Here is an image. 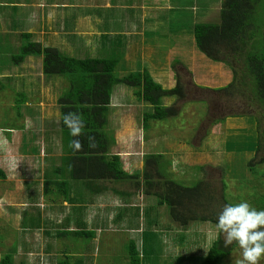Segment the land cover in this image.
Instances as JSON below:
<instances>
[{"label":"rangeland","instance_id":"1","mask_svg":"<svg viewBox=\"0 0 264 264\" xmlns=\"http://www.w3.org/2000/svg\"><path fill=\"white\" fill-rule=\"evenodd\" d=\"M24 1L18 0L20 3ZM27 1L23 7L20 5V8H14V11L5 6H0V21L1 19L4 21V15L7 17L8 25L5 32L10 34L8 35L10 38L16 36L15 33L22 32L24 30L22 27L26 25L30 27L29 32H34V34H31L32 40L42 42L44 45L65 41V35L70 34L69 41L72 43V46L70 45L72 50L69 52L64 50L65 55L77 58L118 57L119 63L115 69V74L118 76L122 72L124 74L135 73L150 66L151 62L159 63L169 57L170 66L175 70V76L182 77L180 82L185 86V97L176 100L170 99V104L167 103V105H173L177 113L179 112L178 115H171L172 117L163 121H150L151 125L148 131L151 130L150 132L154 135L161 134L162 137L168 135L169 138H182L185 141L184 148L180 145V149H178L179 145L165 144V141L161 144L160 151L165 154V160L171 161V165L168 167L169 173L172 174L171 177L183 185H192L203 178L208 181L212 190L215 191L213 195L217 198L220 197L221 190L224 188L226 198L234 204L247 201L254 207V203L258 199L261 200V203L264 201V175H260L264 171V161H262L264 154L256 152L253 147L257 136L255 119L246 115L244 117L233 116V120L243 122L244 127L230 128L229 121L231 120H226L227 117L229 118V112L231 110L238 111L244 107H239L241 105L240 101L228 100L226 95L222 96L218 91H215L217 87L221 88L226 82L230 81V75L228 77H224L223 74L220 75V69H217L218 65L215 64L216 61L210 60L208 56L198 50L194 42H191L194 49L193 55L186 56L183 52V49L188 47L189 40H191L194 23L217 20V11L215 15L214 12H211L210 18L205 17V15L201 16L203 12L192 17L191 13L184 7L189 3L185 4V0H171L169 3H174H172L173 6L172 4L170 6L172 10H169L170 8L163 9L164 17L157 14L158 11H155V9L149 13L148 17H141L140 20L135 14L133 18L135 24L131 25V20H128L127 17L125 22L122 23V27L115 26L120 22H116L113 27V24L106 26L112 37L106 33V39L100 37L97 41H94L93 37L96 36L97 31H103L104 28V23L101 22L102 18L100 17L101 11H99L101 8L108 7L107 11L114 10L116 7L118 9L124 7L134 8L133 5L139 7L142 0ZM200 1L201 3L197 6L194 2V8L198 7L199 10L202 7L206 9L212 6L217 7L218 5L213 4L222 2V0ZM205 2L206 5L202 6ZM121 3L122 5H120ZM54 4H56V7H53ZM163 4L165 6L169 5L167 1ZM5 8L10 12L6 11L4 13ZM55 8L59 17L58 24L60 26L64 25L67 32L58 34L59 38L54 36L55 33H49L50 25L55 24L53 23L54 20H51L54 17L51 16L50 18L49 11ZM112 15L116 18L114 14ZM138 26L140 30L138 33L134 32V37L130 42L134 45L135 50L130 46L127 49L123 44L125 42L124 38L123 42L118 39L120 35L116 39V33L126 34V31L131 30L132 32L135 29L134 27ZM90 31L92 34H90ZM143 38L146 41L150 40L146 47H143L140 42ZM17 40L20 39L17 38L11 42V47L6 51L8 53H6L5 60L11 61L10 57L18 53ZM47 40L52 42L45 44ZM0 59H3V57ZM205 59L210 64L206 65V69L203 64ZM33 61L36 64L39 60ZM176 63H181L183 66L195 64L197 72L193 76L187 69H181L182 67ZM14 64L13 68L28 67L30 65L29 56L25 57L22 62L18 64L14 62ZM223 64L225 65L223 67L228 66L226 63ZM42 77H44L41 79L42 91L37 93L39 89H36L34 94L30 97L27 96L29 100L27 103L28 112L23 110L25 107H23L24 105L21 103L18 94L14 93V86L13 91L8 90L15 79L7 81L4 87L5 90L0 91V127L3 129L10 128L9 131L1 132V134L9 133L10 136L4 134L0 136V167L6 174L4 181L0 180V256L15 248V262L23 260L26 264H53L56 257L63 256V250L67 249V253L82 257L85 264H100L102 259L106 261L104 264H123L124 251L127 249L124 244L125 238L127 235L130 236L132 232H129V234L117 230L113 231L114 233L101 232L100 235H97V225H93V223H97V212L91 213L90 225L85 226L86 230L93 231L90 243L77 246V243L80 244V237L78 239H75L74 236L60 239L54 237L52 222H54L57 229L69 227L63 226L66 224L63 215L54 218L52 215L53 210L48 207H62V203H53L49 199L51 194L48 196L43 195L44 172L45 168L50 165L49 157L51 154L48 147H51V145H39L35 139L27 137L21 141L25 133H28L29 136L42 129L45 138L50 136V128L55 129L52 123L60 115L57 98L68 88V80L58 75H44ZM38 81L40 80H35V83ZM13 98L14 101L19 99V105L11 106ZM111 99L110 103L128 105L132 110H135L137 100L132 94V89L127 86L115 85ZM137 105H139L138 112L145 109V105L141 106L140 103ZM19 110H21V115ZM126 113H123L122 119H119L121 115L119 110L111 113L112 121L109 125L112 128L118 127L119 120L121 122L124 120V122L135 126L136 116H133L134 114L132 116L126 115ZM222 119L223 121H221ZM199 123H201V128ZM194 125H196L195 128H193ZM3 129H0V131ZM192 129L193 134L191 133ZM105 132L107 133L106 126ZM139 135L144 137L141 131H139ZM55 138V135L51 136L48 142L54 145L56 143ZM57 140L59 143V139ZM164 144L166 148L162 147ZM142 145L139 138L136 145L130 144L132 148L135 146V151L138 153L150 151ZM158 145L159 139H157L155 146L158 147ZM19 147L24 148L23 151H28L27 156L29 158L20 156L17 153ZM38 148H40V151H37ZM142 148L143 150H140ZM250 160L252 161V170L247 166ZM127 168L128 170L131 169L130 164ZM42 172L44 176H42ZM18 175L19 177L24 175L25 184ZM49 186L51 187V185ZM260 193H263V196ZM255 195H257L256 198ZM110 201L114 204L113 199ZM121 203L117 198L115 204L120 205ZM99 209H101V217L109 215L110 209ZM30 219L34 220L33 225ZM170 226L174 229V233L177 234L179 229L184 233L183 229L176 227L174 224ZM186 227L185 235L179 241L177 238L173 242L168 241L169 238H166V232L161 234L163 245L161 244V238H157L155 247L157 252L160 251L161 254L157 255L159 258L154 261V264H200L209 247L218 238L219 232L216 226L210 222H192ZM126 229L128 228L126 227ZM148 233H146L149 236L148 240L143 239L142 244L148 245L149 249H154L152 247L154 244H151L154 240H149V238H155L152 229ZM222 236L225 239L223 233ZM97 243L98 245L101 243L98 252ZM96 254H98L97 263L94 261V258H97ZM240 259H242V249L237 243L232 252L225 256L222 264H237ZM259 264H264V259H261Z\"/></svg>","mask_w":264,"mask_h":264},{"label":"trees","instance_id":"2","mask_svg":"<svg viewBox=\"0 0 264 264\" xmlns=\"http://www.w3.org/2000/svg\"><path fill=\"white\" fill-rule=\"evenodd\" d=\"M192 32L198 50L210 60L226 63L231 69L232 80L215 91L222 96L226 95L228 100L240 101L239 107H244L238 111L231 110L228 116L246 115L255 119L257 136L253 147L256 152L264 154V0H222L217 20L194 23ZM19 39L21 43L18 53L11 56L13 62L18 64L28 56L41 57L44 75L63 76L68 80V88L58 96L57 103L60 112L59 129L63 140L68 144L69 155L63 157V165L60 168L61 181L53 183V187L46 181L43 188L44 196L51 194V199L55 203L60 197L71 203L73 198L66 188L69 180L79 181L84 188L92 191L94 181L99 179L134 183L133 179L142 177L145 193L150 188H158L159 191L155 192L157 203L167 206L168 214L180 227L187 228L191 222H210L216 226L222 208L226 204H234L226 198L224 188L217 198L213 195L215 191L203 178L192 185L176 182L170 177L166 167H162L158 162L161 154L145 155L143 169L129 173L122 168L120 157L109 153L110 143L114 142V138L105 132V126L108 123L109 104L114 86L122 84L131 88L136 100L151 106V110L143 112L141 117L142 128L145 131L150 128V121L166 120L178 115L179 112L177 113L173 105L164 107L163 99L185 97V86L180 82L179 76H175L174 87L164 88L152 78L146 68L135 73L116 75L118 57L68 56L55 46L33 41L31 33L28 32H21ZM69 113L81 114L84 120V130L79 137L71 136L63 123L64 115ZM73 139L80 140L79 149L70 147ZM251 162L250 160L247 163L250 170L253 169ZM149 167L154 169V173H150ZM156 175L161 180L153 181ZM260 175H264V171ZM4 178L5 172L0 167V179ZM257 179L260 180L259 177ZM223 186L225 187L224 183ZM260 195L263 196V193ZM254 208L263 210L264 201L261 203L258 199L254 203ZM69 211L71 212L66 218L69 221L66 220V223L70 225L69 222L73 219L74 229H69V226L57 229L53 224L54 237L59 239L69 236H74L75 239L80 237V244L89 243L93 231L86 230V225L80 219H74L75 208L69 207ZM60 212L58 210L59 215ZM30 222L34 224L33 219H30ZM217 231L218 238L209 247L200 264H222L225 256L236 247L235 241L225 247V239L219 229ZM47 233L49 234V231ZM14 250L15 248L2 254L0 264H26L23 260L15 262ZM126 251L127 264H141L134 244L128 246ZM53 264L85 263L82 257L69 254L67 249H64L63 256L56 257Z\"/></svg>","mask_w":264,"mask_h":264},{"label":"crops","instance_id":"3","mask_svg":"<svg viewBox=\"0 0 264 264\" xmlns=\"http://www.w3.org/2000/svg\"><path fill=\"white\" fill-rule=\"evenodd\" d=\"M165 1H167L169 5L165 6L163 4ZM165 1L142 0V2H140V4H139V7L138 6L135 7L134 5H133L134 8L124 7V8L118 9L116 7L114 10L111 9L110 11H107L108 7L107 8H101L99 11H101L100 17L102 18L101 22L104 23V28H103V31H97L96 36L93 37L94 41L95 40L97 41L100 37L106 39L105 34L106 33L109 34V32L107 30L108 28L106 26L113 24L112 25V27H113L116 22L117 23L120 22V23L116 24L115 26L122 27V23L125 22V20H126L125 18H127V17H128V20H131L130 24L133 25V23H134L133 18L135 16V14H137L138 20H140L141 17L142 18L148 17L149 13L151 11H153V9H155V11H158V12H156L157 14L164 17L163 9H169L171 4L173 3V2L171 4L169 3V1H171V0H165ZM0 2H1L0 6H5L9 10L14 11V8H20V5H22V7H23L24 3L26 1H24L23 3H20V2H18V0L17 1L0 0ZM185 2H186L185 4L189 3L188 5H184V7L186 8V10L188 12L191 13L192 17L194 15L197 16L201 12H203L201 14V16L205 15V17L210 18V16H211L210 13L214 12L213 14L215 15V12L217 11V14H218L220 6H221V3H219V4L215 3L213 5H218L217 7L212 6L210 8L207 7V9L202 7V8H199V10H198V7L194 8V2H195V5L197 6L199 3H201L200 0H185ZM173 4H172V6H173ZM55 5L56 4H54L53 7H56ZM120 5H122V3ZM161 5H163V7H161ZM204 5H206V2L202 6H204ZM6 8L4 10V13H6V11L9 13L10 11ZM110 8H111V6H110ZM180 8H182V7H180ZM203 9H206V10H203ZM169 10H172V8H170ZM0 11H1V9H0ZM49 12H50L49 13L50 18H51V16L54 17V18H51V20H54L53 23H55V24L50 25L49 33L50 34L55 33L56 35H54V36H57L60 33H65L66 30L64 29V25L60 26L58 24L59 17H58V13H57L56 8L51 9ZM112 14H114L116 16V18ZM138 20H135V21L137 22ZM204 21H206V20H204ZM7 25H8L7 24V17L4 15V21L2 19L0 21V45L2 48L0 50V55H1L0 58L3 57V59H0L2 62V64L0 65V91L5 90L4 87H5V83H7V81L9 82V81L15 79V81L11 84V86L8 90L13 91V86H14V93L16 92L18 94V97L20 98L21 103L24 105L23 107H25L23 110H26V112H28L29 109L27 107L28 106L27 103L29 102V100L27 99V96L30 97L32 94H34V91L36 89H39V91L37 93H40L43 89V87L41 85V83H42L41 79L44 78V77H42L44 75L42 73L41 57L37 58V57L29 56L30 65L28 67L23 66L21 68H13V65H15V64H14L12 58L10 57L11 61L5 60V56L7 55L6 53H8L6 51L9 50V47H11V42L14 41L15 39L19 38L21 31H19V34L15 33L16 36L14 35L10 38V36H8L10 34L8 32H5ZM99 26H100V24H99ZM29 28L30 27H27V25L23 26L22 29H24V30H22V32H28V33L34 34V32H29V30H30ZM134 28H135L134 31H132V32H131V30L126 31V34H122V35L119 33L115 34L116 39H117V36L120 35L118 37V39H120L122 42H123V38H124L125 42H123V44L127 49H128V46H130L131 48H133V50H135L134 45H132V43H130V42H131L132 38L134 37V32L138 33L140 28H139V26L134 27ZM127 29H128V27H127ZM42 32H44V31H42ZM90 34H92L91 31H90ZM109 35H110V37H112L111 34H109ZM124 35H125V37H124ZM69 36H70V34H66L65 38H64L65 41H61L58 43H52L51 46L57 47L62 53L64 50L67 52L71 51L72 50V48H71L72 43L69 41ZM40 37H42V36H40ZM81 39H82V37H81ZM17 41H18L17 45H20L21 41L20 40H17ZM49 42H52V41L47 40L45 42V44H48ZM140 42H141L143 47H146V45L148 43H150V40L146 41L145 38H143L142 40H140ZM191 42L195 43L193 33L191 36V40H189L188 47L183 49V52L185 53L186 56H191L194 53V49L191 45ZM137 45H138V43H137ZM15 47H17V46H15ZM200 59L202 60V57ZM33 60H39V61H38V63L36 62V64H35L34 63L35 61H33ZM180 62H182V61H180ZM176 64L180 65L182 67L181 69H183V68L187 69V71H189V73H191L192 75L193 74L195 75V73L197 72L195 64L194 65L188 64L187 66H183L181 63H176ZM203 64H204V68L206 69V65L209 64L208 60H206V59L203 60ZM215 64L218 65L217 69L218 68L220 69L219 74L220 75L223 74L224 77H228L230 75V81H231L232 80L231 69L228 66H226V67L229 70L226 67H223L224 64L222 62H216ZM149 65L150 66H147L145 68L148 70V72L150 73V75L152 76V78L156 82L161 84L164 88H172L175 86V84H176L175 70L173 68H171V66H170V58L169 57H167L165 60H163L159 63L158 62L157 63L151 62ZM209 65H208V68H209ZM123 74L124 73L122 72L120 75H123ZM179 77H180V79L182 78L181 76H179ZM35 80H40V81L35 83ZM32 81H34V82H32ZM226 83H225V85L228 84V83L227 84ZM217 88H219V87H217ZM166 99H163V104L165 106H169V105H167V103L170 102L169 101L170 99L176 100L173 97L166 98ZM111 100L112 99H110V101ZM136 102L137 103L134 107L135 110H132L130 108V106H128V105H123V104H121V105L117 104L116 105L115 103L109 104L108 123L106 125V130H107V134L114 138V142L110 143L109 153L118 155L120 157V160H121L122 168L126 172H129V173H133L134 171H138V170L141 171L143 169L144 156L145 155H147V154H161L162 157L158 159V162L160 163V165L162 167H166V169L168 171V167L171 165V161H169V160L166 161L165 160V154L160 151L162 142L165 141L166 142L165 144L168 143V144H172V145L173 144L179 145L178 149H180L181 148L180 145H182L184 148L185 141L181 137H179L181 139H177V138L173 139L172 137L169 138L168 135H165V137H162L161 134L160 135H154V133L150 132L151 130L148 131L150 128L148 130H146V133H145V131L142 128L141 117H142L143 112L151 110V106L147 103L142 102V101L137 100ZM139 103L141 104V106L145 105L144 106L145 109L139 110L140 112H138V109H139L138 106L139 105H137ZM15 104L19 105V99L14 101V98H13V103L11 104V106H15ZM118 110L121 113L119 119L123 118L124 112H127L126 115L129 114L132 116L134 114L133 116H136L135 117L136 118V125L132 126L128 122H124V120H123V122H121L119 120L118 127L115 126L112 128L109 125L110 121H112L111 113H113L114 111H118ZM19 114L21 115V110H19ZM240 117H244V116H240ZM233 119L234 118H232L230 116H229V118L228 117L226 118L227 121L231 120V121H229L230 128L244 127L243 122H235V120H233ZM161 121H163V120H161ZM59 122H60V115H58V119H55L52 123V125L55 129L50 128L49 131H50L51 135L46 137V138H45V133H43V129H42L41 131H39L37 133L30 134L29 136H28V133H25L21 139V141H22L25 137L33 138L36 140L37 143H39V145H43V144L44 145H46V144L51 145V147H48L49 153L51 154V156L49 157L50 165H49V167L45 168V172H44L45 179L43 180V183L48 181L50 183V185H52L55 182L61 181L62 169H60V168H62V165H63L62 164L63 163V157H67L69 155V152H68L69 147H68V144H66L65 140H63V138H62V134H61L60 129H59V127H60ZM199 126L201 128V123H199ZM195 127H196V125L193 126V128H195ZM0 129H3V128L0 127ZM9 130H10V128H4L2 131H0V136H3V134H4V133L1 134V132H3V131L6 132ZM139 131H141L143 133L144 137H140ZM52 133H54V134H52ZM191 133L193 134V129L191 130ZM4 135L10 136L9 133L8 134L5 133ZM53 135L56 136V138H55L56 143L54 145H52L51 142H48L49 138ZM138 138L141 141V143L144 145V147H146L147 149H150V151H148V152L142 151L141 153H138L137 151H135V146H134V148H132L130 146V144L136 145ZM57 139H59V143H58ZM157 139H159L158 147L155 146L157 143ZM165 144L162 146L163 148H166ZM174 147L177 149L176 146H174ZM23 149L24 148L19 147V149H18L19 152H17V153L20 154V156H25V158H29L27 156L28 151H23ZM140 150H143V148ZM37 151H40V148H38ZM34 159H35V156H34ZM129 164L131 167L130 170H128V168H127L129 166ZM149 169H150V173H154L153 168L149 167ZM168 173H169V171H168ZM44 174L42 172V176H44ZM169 175L171 177L172 174L169 173ZM23 176L24 175H21L19 177V175H18V177L21 178V180L23 179V182L25 184ZM5 177H6V174H5ZM0 180L4 181V179H0ZM159 180H161V178L157 177V175L153 177V181H159ZM133 182L134 183H132V181L118 182V181H114V180L107 181V180L99 179L98 181L97 180L94 181L95 184H94V186H92L93 189L91 191L88 188H84L83 184L81 182L69 180L68 186L66 188H67L71 198H73V200L70 203V202L65 201L62 197H60L56 203L57 204L62 203V205H61L62 207L58 206V208H56L57 210L53 211L52 215L54 216V218H59L60 216L63 215L64 221H66V220L69 221V219H66L67 216L71 212V211H69V207H73V208H75L74 219H80L86 225V227H88L90 225L91 213L93 214L94 212H97V223H93L94 226L97 225V227H96L98 229V232L96 231L97 235L98 234L100 235L101 232L102 233L105 232L106 234H110V233H114L113 231H117V230H120L123 233L132 232V234L130 236L127 235V237L125 238V242H124L125 247H128L131 244H134L136 247V250L138 251L139 257L141 259V264H154V261H156V259L159 258L157 255L161 254L160 251L157 252V249L155 247V242H156L157 238H159V237L161 238V244L163 245L164 243L162 241L161 234L166 232V235H167L166 238H169L168 241L171 240V242H173L174 239H176V238L179 241L181 239V237H183L185 235V232L187 229L184 227H180L179 224L177 223V221L174 220L168 214V209H167V206L165 204L162 205V204L157 203V197L155 196V192L159 191L158 188L157 189L156 188H150V190L145 193V188L143 187L142 177L137 178V179H133ZM135 184H136V186H135ZM43 187H44V185H43ZM51 197L52 196H50L49 199L53 203H55L51 199ZM110 198L114 200V204L112 201H110L111 200ZM117 198L120 200V202L123 203V205H122V203L120 205L115 204L117 201ZM109 206H110V208H108ZM48 207L54 208L52 206H48ZM147 207H150V209H147ZM99 208L110 209V211L108 213L109 215H105V217L104 216L101 217L100 216L101 215V212H100L101 209H99ZM58 210H59V212L61 211L60 215L58 213ZM102 212H104V211H102ZM72 220H71V222H69L70 225H67V223H66L63 226H69L70 229H74V228H72V226L75 227V223L72 222ZM53 224H54V222H52V225ZM172 224H174L178 228L183 229L184 233H182L180 229H179L177 234L174 233V229L170 226ZM126 227L128 229H126ZM150 229H152V233L155 237L154 239L149 238V240H154L151 243V244H154V245H152V247H154V249H149L148 245L142 244L143 239L148 240L149 236L147 234H149L148 231ZM94 239H92V240H94ZM101 243H102V240H101ZM101 243H100V245H101ZM86 244H88V243H85V244L81 243L79 245H86ZM100 245H98V243H97V246H98L97 252L100 249ZM96 256H97V258H94L95 263L98 262V254H96ZM123 261H124L123 264H127L128 255H127L126 250L124 251ZM104 262H106V261H104L102 259L100 264H104Z\"/></svg>","mask_w":264,"mask_h":264},{"label":"clouds","instance_id":"4","mask_svg":"<svg viewBox=\"0 0 264 264\" xmlns=\"http://www.w3.org/2000/svg\"><path fill=\"white\" fill-rule=\"evenodd\" d=\"M63 123L73 137H79L84 130L81 114L64 115ZM70 147L79 149L80 140L73 139ZM216 227L225 235V247L235 241L242 249V259L237 264H259L264 259V210H257L247 201L226 204L218 214Z\"/></svg>","mask_w":264,"mask_h":264}]
</instances>
